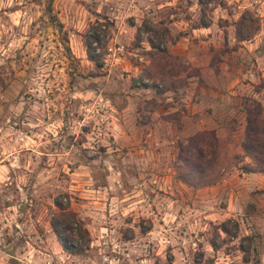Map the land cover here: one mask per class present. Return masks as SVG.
<instances>
[{
  "label": "rangeland",
  "instance_id": "1",
  "mask_svg": "<svg viewBox=\"0 0 264 264\" xmlns=\"http://www.w3.org/2000/svg\"><path fill=\"white\" fill-rule=\"evenodd\" d=\"M246 116L264 0H0V264H264ZM58 195L80 254L49 225Z\"/></svg>",
  "mask_w": 264,
  "mask_h": 264
},
{
  "label": "trees",
  "instance_id": "2",
  "mask_svg": "<svg viewBox=\"0 0 264 264\" xmlns=\"http://www.w3.org/2000/svg\"><path fill=\"white\" fill-rule=\"evenodd\" d=\"M47 16L53 27L57 32L59 43L65 48V54H69L67 46V33L63 29V25L55 15L51 14L50 3H47ZM97 41V37H93ZM86 57L91 61L97 62L96 55L92 54L89 46L90 41H86ZM99 63V61H98ZM258 109L255 114L262 112L259 106H255ZM260 111V112H259ZM253 117L246 116L245 133L242 143L244 153L250 157L254 167L247 171H258L264 173V117L259 124H254ZM204 134V132L202 133ZM202 149V148H200ZM202 150L199 151L201 154ZM205 156V153H204ZM53 205L56 211L51 213L49 219V225L61 248L69 254H80L88 246V233L85 227L82 225L80 219L68 208V201L65 195H58L53 198ZM234 223V228H236ZM220 229L223 233L228 234L229 230L221 225ZM234 234V233H233ZM212 248L215 245L211 243Z\"/></svg>",
  "mask_w": 264,
  "mask_h": 264
},
{
  "label": "crops",
  "instance_id": "3",
  "mask_svg": "<svg viewBox=\"0 0 264 264\" xmlns=\"http://www.w3.org/2000/svg\"><path fill=\"white\" fill-rule=\"evenodd\" d=\"M203 91H204V88L202 89L200 86H198L197 88H195V96H194V98H196V95L198 96L199 94H201V93H203ZM206 95L205 96H208V95H210V94H208V93H205ZM188 104H189V102H187L186 104H185V106L187 107L188 106ZM190 108H191V110L193 111V105H190ZM199 109V108H198ZM191 111V112H192Z\"/></svg>",
  "mask_w": 264,
  "mask_h": 264
}]
</instances>
